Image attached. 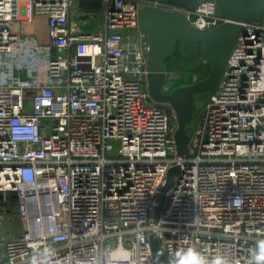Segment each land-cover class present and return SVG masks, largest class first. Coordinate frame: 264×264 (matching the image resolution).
<instances>
[{
    "label": "built area",
    "instance_id": "built-area-1",
    "mask_svg": "<svg viewBox=\"0 0 264 264\" xmlns=\"http://www.w3.org/2000/svg\"><path fill=\"white\" fill-rule=\"evenodd\" d=\"M98 1L88 32L76 0H0V229L22 227L0 236V264H157L153 235L163 264L189 251L264 264V22L247 24L180 156L176 113L148 91L139 14L183 12L203 32L225 21L217 2Z\"/></svg>",
    "mask_w": 264,
    "mask_h": 264
},
{
    "label": "water",
    "instance_id": "water-1",
    "mask_svg": "<svg viewBox=\"0 0 264 264\" xmlns=\"http://www.w3.org/2000/svg\"><path fill=\"white\" fill-rule=\"evenodd\" d=\"M195 9L208 1H216L225 21L207 30L199 31L189 22L183 12L144 6L139 14V30L148 37L147 86L151 99L160 104L170 105L176 113L178 127L175 132L177 153H189L191 134L187 126L194 119L195 97L207 92L212 95L226 71L229 59L241 35L247 33V24L264 22V0H164ZM177 45L184 55L200 57L211 65L208 76L190 85L176 87L171 93L163 92L167 72L163 61L172 57ZM180 167H172L167 174L163 194L158 200L155 219L158 220L166 200V193L175 184ZM57 202V198H55ZM53 219L51 208L45 209ZM152 249L157 264H163L160 241L151 236Z\"/></svg>",
    "mask_w": 264,
    "mask_h": 264
},
{
    "label": "rangeland",
    "instance_id": "rangeland-1",
    "mask_svg": "<svg viewBox=\"0 0 264 264\" xmlns=\"http://www.w3.org/2000/svg\"><path fill=\"white\" fill-rule=\"evenodd\" d=\"M98 3L99 2L95 0H76L72 11V20L75 27L88 32L99 31L101 6ZM163 65L166 67L167 72L166 93H171L178 86L191 84L206 78L211 70V65L200 57L184 55L180 45H177L172 57L163 61ZM208 97L209 94L207 92L196 95L194 119L187 126L188 133L191 132L190 130L193 124L195 125L197 114ZM166 108L173 110V108L167 104ZM9 207L12 211L15 210L13 204ZM5 224V228L2 231L0 230L1 237H10L22 231L18 219L8 221Z\"/></svg>",
    "mask_w": 264,
    "mask_h": 264
},
{
    "label": "clouds",
    "instance_id": "clouds-1",
    "mask_svg": "<svg viewBox=\"0 0 264 264\" xmlns=\"http://www.w3.org/2000/svg\"><path fill=\"white\" fill-rule=\"evenodd\" d=\"M257 260H264V246L261 247V252L257 257ZM180 264H203V261H201L194 252L189 251V253L181 259ZM215 264H222V262L220 260H217Z\"/></svg>",
    "mask_w": 264,
    "mask_h": 264
},
{
    "label": "bare ground",
    "instance_id": "bare-ground-1",
    "mask_svg": "<svg viewBox=\"0 0 264 264\" xmlns=\"http://www.w3.org/2000/svg\"><path fill=\"white\" fill-rule=\"evenodd\" d=\"M49 218L52 221V223L50 224L49 228L45 229L46 233H50L53 230V219L51 218V216H49Z\"/></svg>",
    "mask_w": 264,
    "mask_h": 264
},
{
    "label": "crops",
    "instance_id": "crops-1",
    "mask_svg": "<svg viewBox=\"0 0 264 264\" xmlns=\"http://www.w3.org/2000/svg\"><path fill=\"white\" fill-rule=\"evenodd\" d=\"M97 2H99L98 4H100V6H101V2L100 1H98V0H96ZM192 84V83H191ZM187 85H190V84H187ZM6 225V224H5ZM5 225L0 229L1 231L5 228Z\"/></svg>",
    "mask_w": 264,
    "mask_h": 264
}]
</instances>
